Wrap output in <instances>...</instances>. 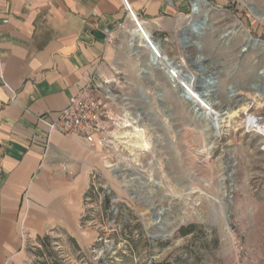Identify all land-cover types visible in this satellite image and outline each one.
<instances>
[{"label":"rangeland","instance_id":"374dc122","mask_svg":"<svg viewBox=\"0 0 264 264\" xmlns=\"http://www.w3.org/2000/svg\"><path fill=\"white\" fill-rule=\"evenodd\" d=\"M206 1V17L195 16L190 6L168 15L173 27L156 37L167 58L185 61L184 68L197 75L198 89L205 90L206 76L216 81V101L226 104L236 87L239 113L209 145L207 121L196 116L183 90H175L159 69L142 71L150 55L145 48L132 53L128 29L134 26L126 22L104 61L105 77L120 82L109 85L118 96L119 126L104 150L107 166L84 200L75 232L55 228L41 236L50 238L65 263L264 264V135L245 127L264 120V0ZM191 18L207 19L201 36L190 29ZM187 38L199 45H186ZM112 166L129 167L140 180L131 184ZM22 241L24 264L36 262L44 246L28 234Z\"/></svg>","mask_w":264,"mask_h":264},{"label":"crops","instance_id":"0c3cea01","mask_svg":"<svg viewBox=\"0 0 264 264\" xmlns=\"http://www.w3.org/2000/svg\"><path fill=\"white\" fill-rule=\"evenodd\" d=\"M126 1L162 36L174 25L168 15L191 6ZM128 21L122 0H0V264L28 261L23 222L31 238L55 228L75 232L80 223L106 153L51 131L40 118L66 108L90 77L106 74L108 38Z\"/></svg>","mask_w":264,"mask_h":264},{"label":"built area","instance_id":"2783aa9c","mask_svg":"<svg viewBox=\"0 0 264 264\" xmlns=\"http://www.w3.org/2000/svg\"><path fill=\"white\" fill-rule=\"evenodd\" d=\"M124 8L129 18V22L136 27L145 41L146 50L149 55L155 53L158 57L162 52H165L162 47L161 38L156 37V32L149 20L141 17L136 11H134L126 0H122ZM192 11L194 13V4L191 3ZM121 25V28H124ZM110 44H114L115 39L112 36L108 38ZM167 41V38L164 39ZM161 50V53L159 52ZM181 64L172 60L167 65L158 67L160 71H163L168 78L172 87L177 90H183L178 86V83L174 79L178 77V68ZM188 71L187 69H185ZM189 71L185 74L184 80L180 84L184 87V93H189V88L194 90L198 89L197 84L195 86L189 82ZM118 82L108 80L105 75L99 77H90L86 83H84L77 94L71 97L69 104L66 108L58 111L53 115H46L40 118L51 131H56L64 136L78 137L86 141L89 147L96 148L100 146L106 150L112 145V134L114 132L113 127L119 126L117 124L114 114L115 106H117V95L109 88L110 83ZM170 84V85H171ZM7 86V85H6ZM190 86V87H189ZM201 91V90H200ZM12 93H14L12 91ZM185 99V98H184ZM186 101H190L189 95L186 96ZM193 103V102H192ZM194 104V103H193ZM197 115V111H195ZM63 170H67V166H63ZM94 186H96L94 184ZM26 208L30 206V200L26 199ZM25 221V220H24ZM21 236L25 240L26 231L24 222L21 226Z\"/></svg>","mask_w":264,"mask_h":264},{"label":"bare ground","instance_id":"6f19581e","mask_svg":"<svg viewBox=\"0 0 264 264\" xmlns=\"http://www.w3.org/2000/svg\"><path fill=\"white\" fill-rule=\"evenodd\" d=\"M193 4L195 7L194 8L195 16L203 15L206 17V14H204L203 9L205 8L206 11H209L211 9L210 4L206 0H193ZM262 19L264 20V17ZM189 27L195 36H201L203 34L202 32L206 28H208L207 19L204 18L203 20H197V19L191 18ZM128 32L130 35L128 47L132 50L133 54L141 52L139 48H146L145 46L146 43L143 37L141 36V33L136 27L129 28ZM185 44L186 45L189 44L188 46H198L199 45L197 41L193 39H189V38L186 39ZM260 46H261V50L264 52V43H260ZM159 52L161 53V50H159ZM171 61L172 59L169 56L167 58L165 52H162L160 54V57H158L155 53H153V55L149 56V61L147 62V64L142 65L141 69L144 73H146L149 71V69H156L158 67H162L164 65H167ZM184 65H185V61H184V64L177 66L178 77L177 79H174L175 82L178 83L177 87H180L183 90H184V87L180 84V82L184 80L185 74L187 75V72H188L185 70ZM181 71H184L183 74L181 73ZM189 73H190L188 74L189 76H186V77L189 78V82H191L192 85L195 86L198 83L197 81L198 77L197 75H194V73H191V72ZM260 78L262 80V84H264V68L260 72ZM189 91H190L189 93H184L185 91H183L182 97L186 99V95H189L191 102L194 103V110L197 111L196 116L203 117L207 121L206 131H207L209 145H210L213 139L218 137L219 133L222 132L224 127H226L225 124L227 123V120L235 117L239 113V109H234V106L239 103V99H240L239 90L236 87L230 88L229 100L226 104H223L222 102L216 101L214 99L213 96H214L215 89L212 90V89L206 88L204 91L203 90L193 91L192 89L189 88ZM255 91L260 93L259 89ZM127 127H131V125L129 124L127 125ZM245 127L252 128V129L255 128L259 134L264 135V120L261 122L247 121L245 123ZM112 168L117 171L118 173L117 175H121L125 179V181L130 182L131 184H134L138 180H140L139 177H133V175L128 172L129 167L112 166ZM225 179H226V176L223 175L221 177V184L223 187H224ZM157 184H158L157 182H154L153 186H156ZM222 189H225V188H222ZM135 194H136L135 197L140 196L137 193Z\"/></svg>","mask_w":264,"mask_h":264},{"label":"trees","instance_id":"16d2710c","mask_svg":"<svg viewBox=\"0 0 264 264\" xmlns=\"http://www.w3.org/2000/svg\"><path fill=\"white\" fill-rule=\"evenodd\" d=\"M95 186L92 187V189L87 193L86 199L88 197H92V194L94 193ZM110 202V198L108 197L106 199V203ZM183 235H188L189 231L188 229H182ZM38 240L41 242L42 246H44V249L38 248L36 251V255L38 256V260L32 264H67L62 259H59L56 253L53 251V248L50 247V238L46 236L45 238L38 236ZM47 240V242H46Z\"/></svg>","mask_w":264,"mask_h":264},{"label":"water","instance_id":"95a60500","mask_svg":"<svg viewBox=\"0 0 264 264\" xmlns=\"http://www.w3.org/2000/svg\"><path fill=\"white\" fill-rule=\"evenodd\" d=\"M208 2V1H207ZM228 34H230V33H228ZM252 37L250 36L249 37V39H251ZM202 58H200L199 60H201ZM203 87L206 89V88H208V89H214V87H215V84H216V81H214V79L213 78H211V77H208V76H206V77H204V79H203ZM187 97H188V95H186ZM168 236V234H156L155 236H153L154 238H164V237H167Z\"/></svg>","mask_w":264,"mask_h":264}]
</instances>
